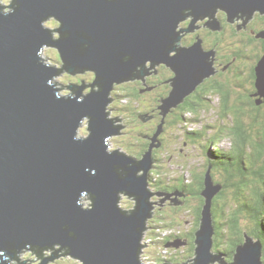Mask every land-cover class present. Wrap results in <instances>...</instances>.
I'll return each instance as SVG.
<instances>
[{
	"label": "water",
	"instance_id": "water-1",
	"mask_svg": "<svg viewBox=\"0 0 264 264\" xmlns=\"http://www.w3.org/2000/svg\"><path fill=\"white\" fill-rule=\"evenodd\" d=\"M4 9L0 4V264L29 247L65 248L79 264H147L142 237L154 209L150 172L158 134L141 160L110 151L108 139L119 132L108 116L111 92L146 74L148 64L167 65L175 77L159 106L166 116L215 74L202 40L181 46V33L203 19V27L221 30L217 11L230 23L264 15V0H12V10ZM52 19L55 30L45 26ZM187 19L189 27L180 29ZM45 48L58 51L64 71H89L91 92L73 85L70 95H60L61 68L42 58ZM256 76L264 97V57ZM83 119L85 139L78 133ZM220 190L209 168L190 264H228L213 252V199ZM85 194L87 209L80 203ZM120 195L133 199L131 211L120 208ZM262 256V244L245 234L233 264H262Z\"/></svg>",
	"mask_w": 264,
	"mask_h": 264
},
{
	"label": "trees",
	"instance_id": "trees-1",
	"mask_svg": "<svg viewBox=\"0 0 264 264\" xmlns=\"http://www.w3.org/2000/svg\"><path fill=\"white\" fill-rule=\"evenodd\" d=\"M259 15L254 21L247 19L246 28L248 30L245 31L247 34L240 36L238 41L236 25L227 24V14L222 15L221 30L212 32L215 37L213 45L217 50H222L216 61L221 62L219 64L223 65L222 68L229 66L228 71L215 73L210 78L205 79L193 93L184 99V102L174 107L169 114L164 116L159 106L162 105L163 99L169 97L173 88L171 85H167V91L163 93L165 98L155 101V104H152L146 113L135 114V110L131 106L129 108L130 113L133 112L132 114L139 117L142 124L144 122L142 119L146 115L152 119L155 125L150 134H142L141 132L137 135V144L141 150L139 160L149 150L153 138L157 134L158 137L155 142L157 146L155 147H162L161 142H165L171 137L170 129L183 131L181 133L185 137L184 145L193 142L203 148L206 169L211 168L215 184L221 186V190L213 199L215 228L213 252L218 257V262L224 258L228 264H233L237 247L245 242V234L262 244L263 256L261 261L264 264V97L259 94L256 87V67L264 57V37L262 36L264 33V15ZM55 56L61 61L58 51ZM216 64L218 63L216 62ZM63 71L61 65V73ZM166 81L167 77L162 79V82ZM92 83L93 81L86 86L83 83V86L91 89ZM148 84L150 87L154 86L153 83ZM98 89L100 90V88L96 90ZM155 92L158 94L157 91ZM140 93V87L134 88V91L129 88L127 95L134 96V100L138 101ZM208 93L209 96L206 95ZM111 96L114 102L115 94L111 93ZM115 97L123 98L121 95ZM108 108L110 107L108 106ZM207 108L218 113V123L213 127L205 124L201 129L193 128L196 123L201 122L200 117L202 113L208 111ZM119 109L124 112L126 108L119 107ZM110 115L111 112L109 111L108 116L111 119ZM186 124L193 129L188 130ZM210 128L212 133L209 135L208 129ZM172 138L177 139L174 133H172ZM223 139L231 141L228 149L220 145ZM155 149H153V158L159 162V158L155 155ZM156 162L150 172L151 175L157 167ZM205 172H202L203 174L195 172L192 183L186 184L180 181L182 185L175 189L182 195L183 200L180 198L179 201L191 202L187 206L192 207V214L196 218V228L192 232L182 231L181 233L184 235L181 236H167L166 240L163 241H159L158 234L149 239L151 243L157 245L168 242L174 243L178 240L185 241L188 250L183 255L180 248H176L178 251L172 259L155 260V264L159 262L161 264H183L188 259L191 260L192 257H196L195 234L200 229L202 210L205 205V200L201 196V192L204 190ZM151 187L150 183V189L154 193L155 191ZM88 197L90 198V196ZM175 209L177 210V208ZM126 210L131 211L132 209ZM156 213L160 214L152 218L154 227L148 226L151 225V222L147 220L146 229L170 227V224L166 223L169 217L158 209ZM162 223H165V226L160 227L159 225ZM167 238L170 239L167 240ZM222 243L225 244V247L220 246ZM55 249L40 250L29 247L22 250L14 260H17L19 264H24L25 259L21 258L24 252L35 253L40 260H45L46 252L54 251L53 254H55L57 253L55 252L57 249ZM66 253L68 252L66 251Z\"/></svg>",
	"mask_w": 264,
	"mask_h": 264
},
{
	"label": "rangeland",
	"instance_id": "rangeland-1",
	"mask_svg": "<svg viewBox=\"0 0 264 264\" xmlns=\"http://www.w3.org/2000/svg\"><path fill=\"white\" fill-rule=\"evenodd\" d=\"M0 4L4 6L5 11H11V5L12 0H0ZM220 15V16H219ZM215 17H219L223 19L222 17V11H217ZM257 19V16L251 18V20ZM185 22V20L183 21ZM182 22V23H183ZM181 23V24H182ZM199 23H204L203 20H198L196 22V25H199ZM236 25L242 26L244 25L245 21L237 20ZM180 24V26H181ZM45 26L56 29L54 20H47L45 21ZM207 27L201 26V30L204 31V29ZM240 31H244V29H241ZM56 37V34L54 35ZM42 58L46 60H50L54 62L55 64H58L57 58L55 56V52L53 48H45L43 51V54H41ZM218 64L221 63L220 61H216ZM151 64L146 65V67H150ZM58 68H61V66L58 64ZM217 66V65H216ZM219 66H222V64H219ZM63 67V66H62ZM154 71V70H153ZM152 74H138L136 79H129L128 81L121 82L119 84H115L117 86L114 87L112 90V94L115 96L121 95L123 98L115 97L114 102L110 103L108 108L111 112L110 117L114 120L115 127H118L119 132L111 135L108 139L109 144V150L110 151H116L118 150L122 154L129 155L131 158H137L141 154V150L139 149L140 146L137 140V135H139L141 132L144 133H151L153 132L154 123L152 119L149 117H145V121L142 124V121L139 117H136V113L139 112H147L152 104H155V101L153 100V95H156L155 90H148L147 85L148 83H155L158 81L157 76L155 73ZM163 76V75H162ZM55 81L57 82L60 95H70L72 92L69 89V86L71 84H78V86L83 87V83L86 86L87 84H90L92 81L95 82L93 79L91 73L89 71L84 72H76L75 74H70L66 71H63L58 76L55 77ZM86 82V84H85ZM123 84V85H122ZM84 86V87H85ZM140 87L141 93L140 98H138V101L134 100V96L127 95L129 88L137 89ZM84 93L91 92L92 89L90 87H85ZM147 90H145V89ZM117 94V95H116ZM209 96V93L206 94ZM121 99V101H120ZM216 104V103H215ZM135 110V114L130 113L131 108ZM126 108L124 112L119 109ZM173 108L169 110L167 114H169L172 111ZM208 109V108H207ZM206 109V110H207ZM161 113L163 114V111L161 110ZM166 114V115H167ZM188 116V115H186ZM115 117V118H114ZM118 117V118H117ZM201 122L196 123L193 128L195 129H201V127H204L205 124H208L210 126H214L218 123L219 116L216 111L211 110V108L208 109L206 113H202ZM226 121V120H225ZM227 122V121H226ZM81 128L78 129L79 135L82 137V139H85V119L81 122ZM186 128L188 130H192L193 128L189 127L188 124H186ZM172 133H174L177 137V139L172 138L171 133V139L165 140V143L162 147H154L155 149V155L159 158V162L155 160L156 162V169L153 173V175L150 174V183L152 185V190H154V194L150 198V203L153 204L154 209L152 211V217L148 218L147 220L151 222V227H154L152 221L153 217H156L160 213H156L157 209L161 210L163 214L167 215L169 218L167 220V224H170V227L167 228H148L143 233L142 237V245L143 248L141 249V258L146 261L147 264H155V260H165V259H172L173 255L176 254L178 251L176 248H180V252L184 255V252L188 250L187 243L185 241H182L178 247L175 245H167V243H161L160 245L153 244L150 242V238L153 237V235L159 236V241L166 240L165 238L167 236L173 235V236H181L184 235L181 233L182 231L185 232H192L194 228H196V221L195 217L192 214L193 210L191 209V206H184L180 205V209H178L179 206L174 205V201L180 200L182 197H178L177 195H171L170 197L166 198L164 195L157 194L156 191L160 192L159 189L161 186L165 185H176L177 183H180V181L185 182L186 184H190L193 182V177L195 172L203 174L206 169V161H205V154H203V148L200 147V145H196V143H188L185 145L183 144V141L185 140V137L183 135V131L177 130V129H170ZM169 131V132H170ZM180 131V132H179ZM212 133L211 128L208 129V134L210 135ZM165 139V138H164ZM152 144V143H151ZM223 146V148L228 149L231 145V141L228 139H223L222 143L220 144ZM154 168V166H153ZM158 170V171H156ZM209 169H206V172ZM203 172V173H202ZM212 173V172H211ZM160 186V188H159ZM175 193V192H171ZM86 196V198H85ZM202 196V195H201ZM85 198V199H84ZM84 199V201H82ZM183 199V198H182ZM204 199V198H203ZM81 202L84 204L83 208H89L88 204V194H85L84 197H81ZM130 203H133V199L125 197L120 195V202L119 206L120 208L126 210H131L133 205H130ZM190 203H187V205H190ZM174 205V207H173ZM193 205H195L193 201ZM177 208V210L174 209ZM161 217V216H160ZM163 222V221H162ZM148 224V223H146ZM165 223H162L161 226H165ZM170 238H167L169 240ZM168 242V241H167ZM185 242V243H183ZM171 243V242H168ZM221 247H225V244H221ZM58 254H53L54 251H47L45 260H40L39 256L36 254H32L31 252H24L21 255V258L24 260L26 264H79L76 257L73 256H65V248L62 247H55ZM59 249V251H58ZM55 251V252H56ZM54 255V256H53ZM186 256V255H185ZM190 259H188L189 261ZM188 261H185L183 264H190ZM8 264H19L17 260L12 259L9 261ZM158 264H161L160 262Z\"/></svg>",
	"mask_w": 264,
	"mask_h": 264
},
{
	"label": "flooded vegetation",
	"instance_id": "flooded-vegetation-1",
	"mask_svg": "<svg viewBox=\"0 0 264 264\" xmlns=\"http://www.w3.org/2000/svg\"><path fill=\"white\" fill-rule=\"evenodd\" d=\"M223 14H225V12ZM257 17H258V15H257ZM217 19L220 21L221 24H223V19H221L219 17H217ZM237 20L238 19H236L235 22ZM243 20L245 21V23L242 26L236 25L235 22L234 23L227 22V24H229L231 26L232 25H236V27L238 29V32H237L236 36H239V37H236L235 34H234V37L237 38V41L239 40L240 36H244L245 34H247L245 32V31L248 30L246 28L247 19L243 18ZM190 22H191V19H187L185 22H183L181 24L180 29L188 28L189 25H190ZM201 26L202 25H200V24L196 25V27L194 28V31H192V32H186V31L182 32L181 33V46H185V47L191 46V45H193L196 42L197 39H201L202 43H203L204 50L205 51H209V52L212 53L211 56H210V60H211V62L213 64V68L215 70V73H217V74L219 72L226 73L228 71V67L229 66H226V67L222 68L223 65L219 66V64H216V60L218 59V55H219V53H221L222 50H217L214 47V45H213L215 37L212 35V32H215V31H213V30H211L209 28H205L204 31H202L200 29ZM241 29H244V31H240ZM259 46H260V44H259ZM152 71H153V73L156 74L158 81L153 83L154 84L153 87H150V85L148 84L147 85V87H148L147 89L148 90L157 91L158 94L153 95L152 98H153L154 101H159V100H162L163 98H165V97H163V93H165L167 91V88H166L167 85H171V81L175 77V74H174V71L172 70L171 67L168 68L167 65H164V64H156V65H152L151 64L150 67H146L145 73L148 74V73H150ZM166 74H168V77L166 76ZM93 76L95 77L94 73H93ZM165 77H167V81L166 82H162V79L165 78ZM164 143L165 142H161V145H163ZM180 185H182V184L181 183H177L176 185H174V184L173 185H165V186H161V188L159 186V188H160L159 191L163 192V193H166V194H170L172 191L174 192L176 188H179ZM180 202H181V204H178L177 206H179V207H180V205H184V206L186 205L187 206V201L186 200L185 201H180ZM173 207H174V205H173Z\"/></svg>",
	"mask_w": 264,
	"mask_h": 264
},
{
	"label": "bare ground",
	"instance_id": "bare-ground-1",
	"mask_svg": "<svg viewBox=\"0 0 264 264\" xmlns=\"http://www.w3.org/2000/svg\"><path fill=\"white\" fill-rule=\"evenodd\" d=\"M129 81H130V80H129ZM122 85H123V84H122ZM70 86H73V84H71ZM56 87L58 88L57 82H56ZM58 89H59V88H58ZM66 96H68V95H66ZM114 118H115V117H114ZM117 118H118V117H117ZM144 119H145V118H144ZM108 145H109V144H108ZM117 152H119V151L117 150ZM165 194H166V193H165ZM83 197H84V196H83ZM83 197H82V198H83ZM85 198H86V197H85ZM85 198H84V199H85ZM84 199H82V201H84ZM80 203H81V205H82V207H83L84 204L81 202V200H80ZM183 243H185V242H183ZM167 245H171V246H173L174 244H172V242H171V243H167ZM58 251H59V249H58ZM56 252H57V251H56ZM55 254H58V253H55ZM190 262H191V260L188 261V263H190ZM24 264H26V263H24Z\"/></svg>",
	"mask_w": 264,
	"mask_h": 264
},
{
	"label": "clouds",
	"instance_id": "clouds-1",
	"mask_svg": "<svg viewBox=\"0 0 264 264\" xmlns=\"http://www.w3.org/2000/svg\"><path fill=\"white\" fill-rule=\"evenodd\" d=\"M111 99H112V96H111ZM112 103H113V99H112ZM110 111V110H109ZM112 120V119H111ZM113 121V120H112ZM114 123V122H113ZM115 126V125H114ZM118 128V127H117ZM120 130V129H119Z\"/></svg>",
	"mask_w": 264,
	"mask_h": 264
}]
</instances>
